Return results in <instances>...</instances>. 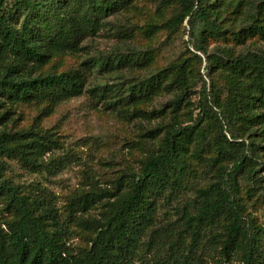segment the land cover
Listing matches in <instances>:
<instances>
[{
  "label": "trees",
  "instance_id": "16d2710c",
  "mask_svg": "<svg viewBox=\"0 0 264 264\" xmlns=\"http://www.w3.org/2000/svg\"><path fill=\"white\" fill-rule=\"evenodd\" d=\"M134 1L0 0V204L14 215L5 230L0 228V264H230L234 255L239 256L237 264H264L263 230L245 215L234 192L236 176L250 167L253 158L247 156V147L238 135L226 138L220 132L213 142L209 141L199 126L202 118L186 126L169 124L155 152L132 179L124 182L119 177L113 192L87 193L81 198L82 212L102 198L108 203L102 206L106 205L101 220L83 221L94 234L88 248L78 253L71 252L63 242L64 227L50 194L42 189L23 193L1 179L2 157L34 170L42 156L56 147L39 129L11 130L19 106L31 102L58 104L82 95L85 75L93 70L109 73L145 63L143 55L120 54L113 61L99 58L83 62L81 71L39 70L55 55L82 52L84 40L97 32L103 21L127 11ZM170 6H175L176 12L166 26L175 29L187 20L197 52L192 57L198 63L202 62L199 54H206L202 43L208 37L226 34L221 28L223 15L234 20L250 19L247 27L229 32L237 45L256 35L264 39V2H157V9ZM206 59L205 69L209 75L219 72L227 97L221 101L214 86L208 92L202 81L200 115L212 119L215 125L218 109L229 126L264 125V54L234 55L222 49L220 56ZM187 67L185 61L172 63L132 85L122 97L106 88L92 90L91 95L102 97L115 109L145 102L176 84L170 106L174 114L192 89ZM169 76L172 82L165 84ZM186 145L195 146L201 153L199 159L203 148L208 147L231 166H224L215 182L198 189L191 201L175 207L173 221L161 223L157 218L160 202H172L180 195V181L188 168L183 152Z\"/></svg>",
  "mask_w": 264,
  "mask_h": 264
},
{
  "label": "rangeland",
  "instance_id": "374dc122",
  "mask_svg": "<svg viewBox=\"0 0 264 264\" xmlns=\"http://www.w3.org/2000/svg\"><path fill=\"white\" fill-rule=\"evenodd\" d=\"M157 2L135 0L127 11L103 21L100 29L84 40L82 52L55 55L43 67L36 68L43 73L81 71L83 62L99 58L113 61L120 54L143 55L146 60L138 68H122L109 73L93 70L85 75L84 93L78 97L58 104L31 102L19 106L14 122L10 124L11 130L39 129L48 140L55 142L56 147L42 156L40 166L34 170L17 160L2 157L4 169L1 179L10 181L23 193L42 189L50 194L64 227L63 242L71 252L78 253L88 248L94 234L83 221L101 220L106 205L102 206L108 203V199L102 198L87 212H82L81 198L87 193L101 195L113 192L119 177L124 182L132 179L147 157L155 152L169 124L186 126L202 118L199 126L209 141L213 142L220 132L226 138L238 135L247 147V156L253 158L250 167L236 176L234 192L245 215L263 230L261 251L264 259V125L229 126L220 117L218 109H215L218 120L214 125L212 119L200 115L203 106L199 101L202 81L208 92L214 86V92L219 94L221 101L227 97L219 72L209 75L205 69L207 56H220L222 49H228L234 55L264 54V39L256 35L243 45H237L229 32L247 27L250 19L239 17L234 20L223 15L221 28L226 34L208 37L202 43L206 54H199L202 62L198 63L192 57L197 52L193 49L187 20L175 29L168 28L166 22L174 16L176 7L157 9ZM260 2L264 0H255L256 4ZM261 22L264 24V18ZM184 61L188 65L186 77L192 89L179 112L174 114L170 112V106L176 84L169 91L160 92L145 102L115 109L102 97L91 95L92 90L106 88L112 94L117 92L119 97L125 96L132 85L172 63ZM171 82L170 76L164 80L165 84ZM203 149L202 159H199L201 153L194 145H186L183 149L188 168L180 181V195L172 202H160L159 222L173 221L175 207L181 208L184 201H191L196 196L198 189L215 182L228 164L219 159L215 151L208 147ZM13 219V213L0 204V228L5 230L7 222ZM202 258L207 259L206 256ZM238 260L239 256L234 255L230 264H237Z\"/></svg>",
  "mask_w": 264,
  "mask_h": 264
}]
</instances>
